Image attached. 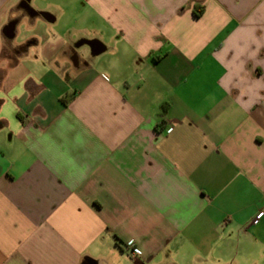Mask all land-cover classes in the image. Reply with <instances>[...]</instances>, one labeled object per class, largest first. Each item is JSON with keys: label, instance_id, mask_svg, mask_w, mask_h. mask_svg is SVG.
Wrapping results in <instances>:
<instances>
[{"label": "crops", "instance_id": "1", "mask_svg": "<svg viewBox=\"0 0 264 264\" xmlns=\"http://www.w3.org/2000/svg\"><path fill=\"white\" fill-rule=\"evenodd\" d=\"M0 264H264V0H0Z\"/></svg>", "mask_w": 264, "mask_h": 264}, {"label": "built area", "instance_id": "2", "mask_svg": "<svg viewBox=\"0 0 264 264\" xmlns=\"http://www.w3.org/2000/svg\"><path fill=\"white\" fill-rule=\"evenodd\" d=\"M260 217V215L258 216V218ZM129 247H131V244H128Z\"/></svg>", "mask_w": 264, "mask_h": 264}, {"label": "trees", "instance_id": "3", "mask_svg": "<svg viewBox=\"0 0 264 264\" xmlns=\"http://www.w3.org/2000/svg\"><path fill=\"white\" fill-rule=\"evenodd\" d=\"M64 102V101H63ZM66 102V101H65Z\"/></svg>", "mask_w": 264, "mask_h": 264}]
</instances>
